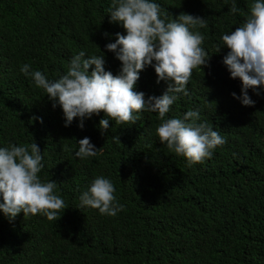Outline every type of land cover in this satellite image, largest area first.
Masks as SVG:
<instances>
[{
  "label": "trees",
  "instance_id": "trees-1",
  "mask_svg": "<svg viewBox=\"0 0 264 264\" xmlns=\"http://www.w3.org/2000/svg\"><path fill=\"white\" fill-rule=\"evenodd\" d=\"M154 2L169 20L185 12L207 21L193 31L205 36L209 64L193 70L189 96L179 94L165 117L198 110L200 122L225 138L203 163L189 166L159 141L155 112L139 113L132 125L109 120L104 134L103 112L85 118L83 128L79 117L65 126L62 108L20 71L29 64L56 80L85 51L104 54L105 69L118 74L121 62L106 45L126 30L111 21V0H0V147L36 143L44 164L38 175L56 181L68 206L53 221L23 212L10 221L0 210V264H264V86L260 95L249 89L254 106L233 97L242 82L223 63L230 50L221 39L243 24L255 0H235L236 14L233 0ZM157 79L148 66L135 90L160 96L169 82ZM85 137L102 154L76 157ZM98 176L113 182L125 206L115 217L79 208ZM242 200L255 202L254 210L243 211Z\"/></svg>",
  "mask_w": 264,
  "mask_h": 264
},
{
  "label": "clouds",
  "instance_id": "clouds-1",
  "mask_svg": "<svg viewBox=\"0 0 264 264\" xmlns=\"http://www.w3.org/2000/svg\"><path fill=\"white\" fill-rule=\"evenodd\" d=\"M230 12H240L235 0ZM107 13L112 22H119L126 30V35L115 33V42L106 45L121 62L118 74L105 69L104 54L86 56L85 51L74 55L66 73L56 80H49L40 70H32L29 64H23L20 71L46 91L53 108H62L65 126L79 117V127L83 128L85 118L103 112L106 118L99 121V127L104 134L109 120L116 125H132L140 119L139 113L155 112L161 121L156 133L169 151L185 157L189 166L210 159L213 150L226 140L206 121L200 122L198 110H188L183 118L165 119L179 94L189 96L187 85L193 70L207 66L211 59L212 55L202 47L205 36L193 31L207 27L205 18L182 12L169 20L154 0H111ZM221 39L230 50L223 63L231 78L242 82L241 95H232L243 105L254 106L256 102L249 89L260 95L264 86V0H255L243 24ZM220 50L217 46V53ZM148 66L154 67L157 83L169 82L160 96L146 97L144 92L135 90L140 73ZM114 139L121 142L119 136ZM78 144L75 156L80 159L102 154V147L97 148L89 137L80 139ZM62 150L70 151L67 145ZM42 160L36 143L0 147V210L10 221L21 212L24 218L42 214L49 221L58 220L61 211L68 208L57 192L56 181L45 182L38 175L44 168ZM115 192L110 179L98 176L79 197V208L87 206L115 217L125 207ZM250 203L242 200L243 211L254 210L255 202Z\"/></svg>",
  "mask_w": 264,
  "mask_h": 264
}]
</instances>
